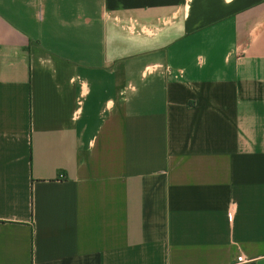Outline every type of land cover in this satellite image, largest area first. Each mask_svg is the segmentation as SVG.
<instances>
[{"label": "crops", "instance_id": "0c3cea01", "mask_svg": "<svg viewBox=\"0 0 264 264\" xmlns=\"http://www.w3.org/2000/svg\"><path fill=\"white\" fill-rule=\"evenodd\" d=\"M0 264H264V0H0Z\"/></svg>", "mask_w": 264, "mask_h": 264}, {"label": "built area", "instance_id": "2783aa9c", "mask_svg": "<svg viewBox=\"0 0 264 264\" xmlns=\"http://www.w3.org/2000/svg\"><path fill=\"white\" fill-rule=\"evenodd\" d=\"M164 71H165V73L167 75L171 74V71H170V69L168 67H165V70ZM236 261H238V262L243 261V257L241 255L237 256L236 257Z\"/></svg>", "mask_w": 264, "mask_h": 264}]
</instances>
